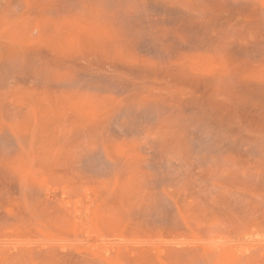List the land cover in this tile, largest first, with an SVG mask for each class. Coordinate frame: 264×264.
I'll return each instance as SVG.
<instances>
[{"label":"rangeland","instance_id":"obj_1","mask_svg":"<svg viewBox=\"0 0 264 264\" xmlns=\"http://www.w3.org/2000/svg\"><path fill=\"white\" fill-rule=\"evenodd\" d=\"M0 264H264V0H0Z\"/></svg>","mask_w":264,"mask_h":264}]
</instances>
